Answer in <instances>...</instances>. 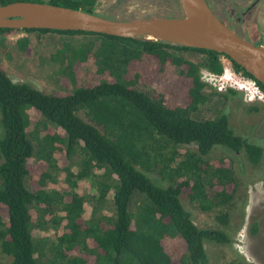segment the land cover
I'll return each mask as SVG.
<instances>
[{
	"label": "trees",
	"instance_id": "obj_1",
	"mask_svg": "<svg viewBox=\"0 0 264 264\" xmlns=\"http://www.w3.org/2000/svg\"><path fill=\"white\" fill-rule=\"evenodd\" d=\"M14 2L97 14L96 0H0V6ZM21 33L95 40L64 44L57 52L72 83L68 92L45 93L15 82L0 61V248L11 258L9 264H211L205 241L227 244L231 239L199 228L181 196L227 223L226 210L238 190L232 159L205 157L218 145L245 153L254 165L264 156L263 144L237 134L228 114L200 117L215 95L209 94L202 71L223 74L224 55L85 32L0 28V56L15 45L27 49L29 38L10 40ZM190 53L204 58L195 61ZM232 64L264 92L262 83ZM78 68L89 69L91 84L82 83ZM228 94L243 96L233 89L216 95L228 99ZM250 111L259 109L251 106ZM80 151L82 171L75 175L67 168ZM36 158L42 166L34 164ZM49 169H62L64 176L48 193ZM96 170L103 174L95 175ZM90 177L98 192L87 189L91 205L76 204L87 198L75 191L72 200L65 199L67 187L75 190L78 181ZM51 221L60 226L56 232L50 235L45 228L41 233V224Z\"/></svg>",
	"mask_w": 264,
	"mask_h": 264
},
{
	"label": "rangeland",
	"instance_id": "obj_2",
	"mask_svg": "<svg viewBox=\"0 0 264 264\" xmlns=\"http://www.w3.org/2000/svg\"><path fill=\"white\" fill-rule=\"evenodd\" d=\"M113 1L101 0V4L96 9L98 15L121 21L174 19L184 16L181 0H122L120 3H113ZM22 38H29L31 40L27 49L24 50L15 45L10 47L7 52L2 53L0 56L2 68L13 81L28 83L45 93L68 92L72 89V83L63 73V57L57 54L64 47V44L76 47L80 46L79 44L81 43L95 40L94 37L88 35L65 36L48 34L37 36L27 33L13 36L10 40L16 42ZM253 40L256 41L254 38ZM189 55L195 61H199L198 58H204L202 55H192L191 53ZM78 73L83 84L92 83L89 81L91 76L89 69L78 68ZM228 89L233 88L228 87ZM208 91L210 92L209 94L215 95L210 97L208 103L201 110L200 117H215L220 112L228 114L230 125L237 134L251 137L252 142H258L260 143L259 145L263 144L264 146V102L255 104L248 103L245 100L243 92V96L228 94V99H226L216 95L219 92L216 89L208 88ZM225 93L226 91L224 90L221 94ZM251 106L257 107L259 111L251 112ZM81 115L84 116L83 113ZM3 133L4 129L1 123L0 113V138L3 136ZM36 148H39L38 144ZM182 148L197 151L195 145H184ZM80 158L81 160L84 159L81 151L79 156L75 154L69 166L67 165L68 171L69 169L73 170L76 172L75 175H78L82 171ZM221 158L232 159V169L238 181V190L234 202L226 210L229 214L228 222L223 223L218 221L215 215L204 213L186 195L181 196L182 203L192 213L193 220L199 228L222 231L231 239V242L227 244L210 240L205 241V248L211 264H264V156L259 164L254 165L248 161L245 153L237 154L224 146L218 145L205 157L207 160ZM39 163L40 160L36 158L34 164L41 165ZM49 171L51 170L49 169ZM93 173L99 176L103 174V171L96 170ZM146 173L157 184L164 187L168 186L169 182H163L157 174ZM50 174L51 181H49L47 186L48 193L58 189L57 186L60 185L61 177L64 176V170H53ZM53 179L55 182H52ZM100 179L101 177H99ZM73 180L76 181L77 178L74 177ZM78 185L80 188H78ZM78 185L75 190L67 187L66 196L68 197L65 199H68V201L72 200V194L75 191L77 196L87 198L86 200L76 199V204L87 203L85 204L86 206L91 205L93 202L87 201L90 200V197L87 195V189L91 188L92 193L98 196V192L94 193L97 190L94 187V180L90 177L88 180L78 181ZM29 187L32 189L31 182ZM96 198L98 199L99 197ZM107 204L109 202L104 205ZM52 222L48 224L43 222L40 227V232L43 233L47 229L51 230L50 235L56 232L60 226L55 225L53 227L54 223ZM254 224L257 229L255 233ZM10 261L11 258L4 255L0 248V264H9Z\"/></svg>",
	"mask_w": 264,
	"mask_h": 264
},
{
	"label": "water",
	"instance_id": "obj_3",
	"mask_svg": "<svg viewBox=\"0 0 264 264\" xmlns=\"http://www.w3.org/2000/svg\"><path fill=\"white\" fill-rule=\"evenodd\" d=\"M181 6V18L121 21L47 3L14 2L0 6V28L85 32L209 50L228 57L264 85V45L231 30L206 0H181Z\"/></svg>",
	"mask_w": 264,
	"mask_h": 264
},
{
	"label": "flooded vegetation",
	"instance_id": "obj_4",
	"mask_svg": "<svg viewBox=\"0 0 264 264\" xmlns=\"http://www.w3.org/2000/svg\"><path fill=\"white\" fill-rule=\"evenodd\" d=\"M122 0H114L120 3ZM101 0H96L100 5ZM213 13L241 37L264 45V0H206ZM256 39V41L253 40Z\"/></svg>",
	"mask_w": 264,
	"mask_h": 264
},
{
	"label": "built area",
	"instance_id": "obj_5",
	"mask_svg": "<svg viewBox=\"0 0 264 264\" xmlns=\"http://www.w3.org/2000/svg\"><path fill=\"white\" fill-rule=\"evenodd\" d=\"M221 62L224 68V72L221 75L208 70L202 71V81L209 88L216 89L219 93H222L224 90L227 91L228 87H231L243 92L245 100L248 103L264 102V92L254 80L246 78L241 73H237L233 68L232 61L226 56L221 58Z\"/></svg>",
	"mask_w": 264,
	"mask_h": 264
}]
</instances>
